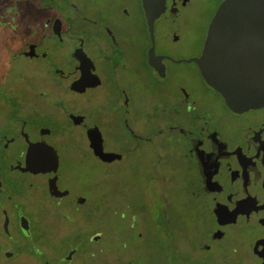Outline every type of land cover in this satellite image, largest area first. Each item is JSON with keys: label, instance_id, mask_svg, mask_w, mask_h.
<instances>
[{"label": "flooded vegetation", "instance_id": "1", "mask_svg": "<svg viewBox=\"0 0 264 264\" xmlns=\"http://www.w3.org/2000/svg\"><path fill=\"white\" fill-rule=\"evenodd\" d=\"M136 1L138 56L135 67L130 66L128 59L129 43L132 41L133 45L134 34L131 36L120 20L104 13L84 16L77 22L72 28L76 38L72 64L68 69L60 65L53 51L62 45L65 33H71V30L66 26L64 9L55 2L57 6L48 8L50 14L45 23L54 48H45L34 37L19 51L21 56L40 61L41 66L28 67L29 74L38 78L27 90L22 83L9 85L0 80V161L5 159L10 170L26 175L25 180L17 182L25 187V191L15 207L8 206L12 195L6 193L2 181L0 239L13 236V223L28 236L34 233L36 217L27 201L39 188L33 181L38 175L44 179L53 206L61 207L59 202L64 198L71 199L77 207L91 204V199L88 201L82 192L67 185L66 176L60 171L61 153L57 144H65L63 141L68 140L71 129L76 127L82 129L90 151L100 160L91 146L89 131L105 151L122 154L120 159L102 160L108 164L125 159L135 141L139 146L143 143L141 148L157 160H164L175 150L176 156L187 163L192 194L200 198V209L212 221L210 233L201 246L211 250L213 242L231 234L234 237L232 229L256 225L259 232L249 248L262 264L264 258L255 253L254 246L264 238V106L243 111L232 109L223 94L206 81L198 63L189 60L202 55L210 22L224 0H220L208 27L195 30L191 29L194 15L201 16L202 12L197 0H165L155 21L154 38L148 27L144 0ZM122 12L123 20L135 19L134 11L128 6L124 5ZM159 21L168 24L163 31L165 44L162 46L156 40ZM146 27L150 45L145 55L141 41ZM31 45H34L33 49ZM177 63H188L193 68L188 77L179 76L174 89L173 65ZM130 69L131 77L128 75ZM146 73L151 78L150 92L162 96L152 101L147 110L138 108L136 111L133 98L145 90ZM9 98L17 99L18 105L11 104ZM57 112L71 123L70 127L62 126L61 129L40 121L43 116ZM118 126L123 131L122 138L114 134ZM17 142L21 143L19 149L9 152V147ZM31 145L35 148L34 153L45 159L49 145L56 149L59 156L57 172L34 173L22 169ZM161 176L164 175L160 168L154 165V178L160 181ZM54 178L59 189L68 191L66 194L55 196L51 193L50 180ZM81 198L84 200L80 201ZM23 220L29 226L28 232L22 227ZM216 232H223V235L217 237ZM237 243L239 241L234 250L239 247ZM10 249H3L2 253L11 260L18 259L20 251ZM6 251L13 255L7 256Z\"/></svg>", "mask_w": 264, "mask_h": 264}, {"label": "rangeland", "instance_id": "2", "mask_svg": "<svg viewBox=\"0 0 264 264\" xmlns=\"http://www.w3.org/2000/svg\"><path fill=\"white\" fill-rule=\"evenodd\" d=\"M55 2L64 9L66 26L71 33L66 32L62 45L54 48L45 23L50 14L48 8H52ZM219 2L197 0L202 12L201 16L194 15L191 29H206ZM124 5L134 11L135 19L123 20ZM99 13L120 20L131 36L134 34L135 46L132 41L129 43L128 59L130 66L135 67L138 56L136 0H0V80L9 85L22 83L26 90L35 82L38 76L29 74L28 67L41 66L40 61L19 54L25 42L34 37L45 48H54V58L68 69L76 44L72 28L84 16L93 17ZM166 28V22H158L156 40L159 46L165 44L163 31ZM141 42L146 55L150 45L147 27ZM192 68L193 65L188 63L173 65L174 89L179 76L188 77ZM132 74L130 69L128 75L131 77ZM145 79V90L133 98L136 111L138 108L147 110L152 101L162 96L150 92L148 87L152 83L148 73ZM16 100L9 98L8 101L15 106L18 105ZM24 112L22 114L27 118ZM40 121L61 129L62 126H71L61 112L43 116ZM114 132L117 138L123 137L119 126ZM66 140L63 141L65 144H57L61 153L60 171L66 176L67 185L82 192L88 201L92 200L91 204L77 207L71 199L64 198L59 202L61 207L53 206L43 177H34L39 188L27 201L36 217L34 233L28 236L13 223V236L0 239V264H70L69 261L72 264H259L249 248L259 232L256 225L232 229L235 236L231 234L213 242L211 250L201 246L210 233L212 221L200 209V198L192 194L187 163L176 156L175 150L170 151L164 160H157L141 148L143 143L139 146L135 141L125 159L108 164L90 151L81 128L73 127ZM20 146L21 143L17 142L8 151L14 153ZM0 163L6 193L12 195L8 206L15 207L25 191V187L17 182L25 180L26 175L10 170L5 159ZM154 165L164 175L160 181L154 178ZM95 234L100 235L98 240L93 239ZM238 241L237 246L243 251L239 247L234 250ZM78 246H83L80 254ZM6 248L20 251V257L16 260L7 258L2 253ZM74 248L77 252L72 260L67 261L65 256Z\"/></svg>", "mask_w": 264, "mask_h": 264}, {"label": "water", "instance_id": "3", "mask_svg": "<svg viewBox=\"0 0 264 264\" xmlns=\"http://www.w3.org/2000/svg\"><path fill=\"white\" fill-rule=\"evenodd\" d=\"M164 2L165 0H144L152 38L155 21ZM30 48L33 49L34 45ZM189 60L198 63L206 81L223 94L232 109L243 111L264 106V0H224L210 22L202 55ZM89 137L91 146L102 160L122 158L121 153L105 151L100 142H95L91 131ZM34 150L31 145L23 170L34 173L57 172L59 156L53 146L49 145L47 159L34 153ZM1 185L0 164V188ZM50 190L55 196L68 192L58 188L56 178L50 180ZM83 200L84 198L80 199ZM22 227L28 232L26 220H23ZM215 235L221 237L223 232H216ZM99 237L100 235L95 234L93 239L98 240ZM261 245H264V238L256 242L254 251L264 258V246L261 249ZM75 252V248L70 250L65 259L72 260ZM5 254L11 256L13 252L6 251Z\"/></svg>", "mask_w": 264, "mask_h": 264}, {"label": "trees", "instance_id": "4", "mask_svg": "<svg viewBox=\"0 0 264 264\" xmlns=\"http://www.w3.org/2000/svg\"><path fill=\"white\" fill-rule=\"evenodd\" d=\"M78 247H79V246H78ZM78 247H77V249H78V253L80 254V253L82 252L81 249H83V246H81V248H80V247L78 248ZM77 249H76V252H77ZM67 261H68V260H67ZM71 262H72V261H71ZM71 262L69 261L70 264H72Z\"/></svg>", "mask_w": 264, "mask_h": 264}]
</instances>
